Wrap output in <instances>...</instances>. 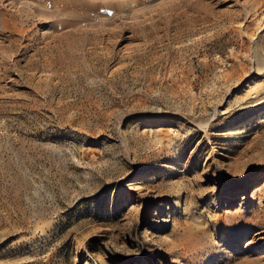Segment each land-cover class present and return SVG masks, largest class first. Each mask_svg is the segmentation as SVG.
<instances>
[{
    "label": "rangeland",
    "instance_id": "1",
    "mask_svg": "<svg viewBox=\"0 0 264 264\" xmlns=\"http://www.w3.org/2000/svg\"><path fill=\"white\" fill-rule=\"evenodd\" d=\"M0 264H264V0H0Z\"/></svg>",
    "mask_w": 264,
    "mask_h": 264
},
{
    "label": "bare ground",
    "instance_id": "2",
    "mask_svg": "<svg viewBox=\"0 0 264 264\" xmlns=\"http://www.w3.org/2000/svg\"><path fill=\"white\" fill-rule=\"evenodd\" d=\"M122 1V0H121ZM69 2V1H68ZM108 6V5H107ZM111 7V6H110Z\"/></svg>",
    "mask_w": 264,
    "mask_h": 264
}]
</instances>
